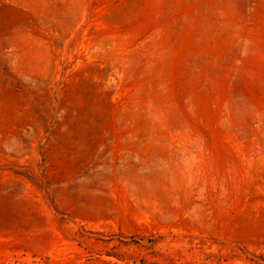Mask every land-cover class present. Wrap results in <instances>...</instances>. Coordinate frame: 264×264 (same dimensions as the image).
I'll return each mask as SVG.
<instances>
[{"label": "rangeland", "instance_id": "obj_1", "mask_svg": "<svg viewBox=\"0 0 264 264\" xmlns=\"http://www.w3.org/2000/svg\"><path fill=\"white\" fill-rule=\"evenodd\" d=\"M0 264H264V0H0Z\"/></svg>", "mask_w": 264, "mask_h": 264}]
</instances>
